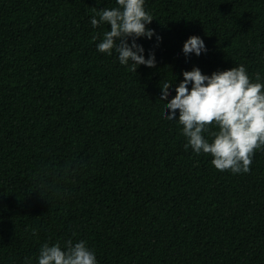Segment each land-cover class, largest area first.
I'll use <instances>...</instances> for the list:
<instances>
[{
  "label": "trees",
  "instance_id": "trees-1",
  "mask_svg": "<svg viewBox=\"0 0 264 264\" xmlns=\"http://www.w3.org/2000/svg\"><path fill=\"white\" fill-rule=\"evenodd\" d=\"M105 7L0 0V264L69 239L97 264H264V148L247 173L217 170L159 99L194 66L264 83V0H145L162 40L138 38L156 66L136 71L97 50ZM193 35L207 52L186 57Z\"/></svg>",
  "mask_w": 264,
  "mask_h": 264
},
{
  "label": "clouds",
  "instance_id": "clouds-1",
  "mask_svg": "<svg viewBox=\"0 0 264 264\" xmlns=\"http://www.w3.org/2000/svg\"><path fill=\"white\" fill-rule=\"evenodd\" d=\"M116 2L118 7L100 8L91 18L93 27L110 26L97 50L108 55L114 51L120 64L127 66L131 62L134 71L140 65L154 68V51L150 50L146 59L144 47L137 43L140 37L152 39L154 35L157 42L162 40L154 29L146 27L154 17L145 11V0ZM182 51L186 57L193 53L199 56L207 48L201 37L193 35L184 42ZM259 81V73L256 82L250 80L243 64L211 75L194 66L183 72V80L176 85L171 100L168 98L172 82L161 86L159 99L166 102L165 118L178 120L183 126L187 138L185 150L191 147L196 154H210L217 170L247 173L255 151L264 148V83ZM212 126L218 130L209 132L212 136L209 142L203 133ZM38 264H97V260L86 241L73 243L69 239L63 250L59 242L51 246L43 244Z\"/></svg>",
  "mask_w": 264,
  "mask_h": 264
}]
</instances>
